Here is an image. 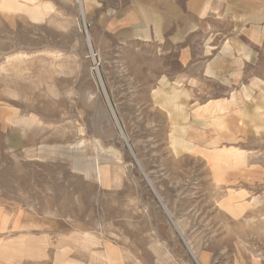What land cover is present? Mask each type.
Segmentation results:
<instances>
[{"label":"rangeland","instance_id":"rangeland-1","mask_svg":"<svg viewBox=\"0 0 264 264\" xmlns=\"http://www.w3.org/2000/svg\"><path fill=\"white\" fill-rule=\"evenodd\" d=\"M0 264H264V0H0Z\"/></svg>","mask_w":264,"mask_h":264}]
</instances>
